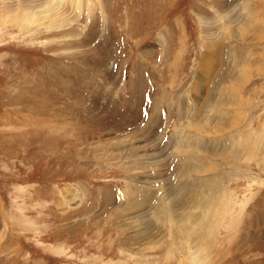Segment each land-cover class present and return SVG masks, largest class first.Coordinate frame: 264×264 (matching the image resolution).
I'll list each match as a JSON object with an SVG mask.
<instances>
[{
    "label": "rangeland",
    "instance_id": "1",
    "mask_svg": "<svg viewBox=\"0 0 264 264\" xmlns=\"http://www.w3.org/2000/svg\"><path fill=\"white\" fill-rule=\"evenodd\" d=\"M0 264H264V0H0Z\"/></svg>",
    "mask_w": 264,
    "mask_h": 264
},
{
    "label": "bare ground",
    "instance_id": "2",
    "mask_svg": "<svg viewBox=\"0 0 264 264\" xmlns=\"http://www.w3.org/2000/svg\"><path fill=\"white\" fill-rule=\"evenodd\" d=\"M245 79H246V78H245ZM247 80H248V79H247ZM245 82H246V81H245ZM243 84H244V83H243ZM224 90H225V89H224ZM233 90H235V89H233ZM229 92H230V91H229ZM240 96H241V95H240ZM195 105H196V104H195ZM216 105H217V104H216ZM197 106H198V105H197ZM213 106H214V105H213ZM213 110H214V109H213ZM216 111H217V110H216ZM239 111H241V110H239ZM241 112H242V111H241ZM238 113H239V112H238ZM206 123H207V122H206ZM209 123H210V122H209ZM192 124H193V123H192ZM197 124H198V123H197ZM200 124H201V123H200ZM200 124H199V125H200ZM204 125H206V124L204 123ZM210 125H211V124H210ZM191 126H195V124H194V125H191ZM196 126H197V125H196ZM200 126H202V125H200ZM214 126H215V125H214ZM221 126H222V125H221ZM212 127H213V126H212ZM219 127H220V126H219ZM219 127H218V128H219ZM200 128H201V127H200ZM218 128H217V129H218ZM194 129H198V128L195 127ZM202 129H203V128H202ZM204 129H205V128H204ZM213 129H214V128H213ZM219 129H220V130H224L223 128H219ZM198 130H199V129H198ZM208 130H209V129H208ZM226 130H227V129H226ZM226 130H225V131H226ZM214 131H215V130H214ZM215 132H216V131H215ZM226 132H229V131H226ZM216 134H217V133H216ZM229 137H230V136H229ZM131 146H133V145H131ZM197 146H198V145H197ZM145 148H146V147H144V149H145ZM148 150H149V149H148ZM128 151H129V150H128ZM140 151H141V150H140ZM189 151H190V150H189ZM132 152H134V151H132ZM109 153H110V152H109ZM120 154H121V153H120ZM127 159H128V158H127ZM210 163H211V162H210ZM140 164H141V163H140ZM204 165H205V164H204ZM120 166H121V165H120ZM207 166H208V165H207ZM200 167H201V166H200ZM209 167H210V166H209ZM209 167H208V168H209ZM192 170H193V169H192ZM205 170H206V168H205ZM205 170L203 169V172H204ZM206 182H207V181H206ZM208 184H209V183H208ZM214 185H215V182H214V184H213L212 186H214ZM189 186H190V185H189ZM194 186H195V185H194ZM201 186H202V185H201ZM216 187H218V184H217ZM194 188H195V187H194ZM197 193H198V192H197ZM132 194L135 195V198H136L137 193L135 192L134 189L131 190V195H132ZM194 199H195V195L193 196L192 199H190V198L187 199L188 207L191 208V209H192V208H196V209L198 208V204H195V203H194ZM133 201H134V200H130V202H133ZM174 207H175V206H174ZM198 211H199V210H198ZM178 216H179V215H178ZM179 217H180V216H179ZM182 217H183V216H182Z\"/></svg>",
    "mask_w": 264,
    "mask_h": 264
}]
</instances>
